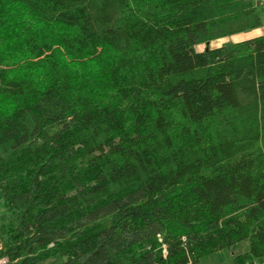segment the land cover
<instances>
[{
    "label": "trees",
    "instance_id": "16d2710c",
    "mask_svg": "<svg viewBox=\"0 0 264 264\" xmlns=\"http://www.w3.org/2000/svg\"><path fill=\"white\" fill-rule=\"evenodd\" d=\"M263 14L0 0L4 264H197L245 239L234 264L264 260V34L194 50Z\"/></svg>",
    "mask_w": 264,
    "mask_h": 264
},
{
    "label": "rangeland",
    "instance_id": "374dc122",
    "mask_svg": "<svg viewBox=\"0 0 264 264\" xmlns=\"http://www.w3.org/2000/svg\"><path fill=\"white\" fill-rule=\"evenodd\" d=\"M251 1H253L254 3L256 2V0H251ZM258 8L259 6H257V9ZM262 32H264V14L261 16V26L260 27L247 30V31H243V32H239V33H235V34H231V35H227V36H223V37L213 38L207 42L197 43L194 45V50L195 52H204L207 49H215L222 45L232 44V43L240 42V41L255 37ZM125 39L127 40V42L131 44L142 43L144 41V36L141 31V28L134 27L128 30L126 32ZM232 249L233 251L237 253L246 252L248 250V240L245 239V240H242L236 243L235 245H233ZM206 257L201 259L200 261L201 264H210L211 262H213L210 256H206ZM57 262H58V258L54 257V258L45 260L43 262H40L38 264H55ZM256 262L261 263V260L257 259Z\"/></svg>",
    "mask_w": 264,
    "mask_h": 264
},
{
    "label": "crops",
    "instance_id": "0c3cea01",
    "mask_svg": "<svg viewBox=\"0 0 264 264\" xmlns=\"http://www.w3.org/2000/svg\"><path fill=\"white\" fill-rule=\"evenodd\" d=\"M262 34H264V32L260 33L259 35H262ZM259 35H257V36H259ZM238 254H241V253H237V252L233 251V249L231 248L230 250L224 249V250L215 252V253L207 255V256H210V258H212L213 262H211L210 264H234L233 256L238 255ZM205 257H203V258H205ZM206 258H208V257H206ZM200 261L197 264H201ZM255 264H264V260H261V263H258L255 261Z\"/></svg>",
    "mask_w": 264,
    "mask_h": 264
},
{
    "label": "built area",
    "instance_id": "2783aa9c",
    "mask_svg": "<svg viewBox=\"0 0 264 264\" xmlns=\"http://www.w3.org/2000/svg\"><path fill=\"white\" fill-rule=\"evenodd\" d=\"M256 2L259 5H263L264 6V0H256ZM5 260L4 259H0V264H4Z\"/></svg>",
    "mask_w": 264,
    "mask_h": 264
}]
</instances>
